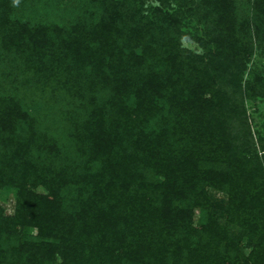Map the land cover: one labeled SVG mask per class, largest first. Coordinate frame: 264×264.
Instances as JSON below:
<instances>
[{
    "label": "trees",
    "instance_id": "1",
    "mask_svg": "<svg viewBox=\"0 0 264 264\" xmlns=\"http://www.w3.org/2000/svg\"><path fill=\"white\" fill-rule=\"evenodd\" d=\"M256 51L264 0H0V264H264Z\"/></svg>",
    "mask_w": 264,
    "mask_h": 264
},
{
    "label": "rangeland",
    "instance_id": "2",
    "mask_svg": "<svg viewBox=\"0 0 264 264\" xmlns=\"http://www.w3.org/2000/svg\"><path fill=\"white\" fill-rule=\"evenodd\" d=\"M185 45L192 48L195 46L192 42H185ZM197 47V46H195ZM200 49V47H198ZM250 66L257 67L258 69L264 70V54L256 51L254 56L251 59ZM246 106L249 113L253 117V127L254 129L259 130L261 136L264 138V98L258 96L256 100L246 101ZM255 137L257 135L255 134ZM258 150V149H257ZM212 193L217 197H223L224 194L218 191H212ZM15 194L13 189H3L0 194V205L6 210V212H11L14 207ZM197 217V216H196ZM250 249L249 246L245 247V252H248Z\"/></svg>",
    "mask_w": 264,
    "mask_h": 264
}]
</instances>
